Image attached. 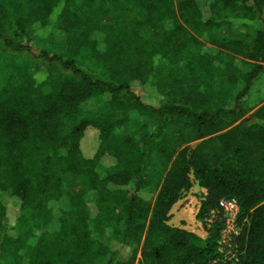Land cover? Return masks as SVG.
I'll return each instance as SVG.
<instances>
[{"label": "trees", "instance_id": "obj_1", "mask_svg": "<svg viewBox=\"0 0 264 264\" xmlns=\"http://www.w3.org/2000/svg\"><path fill=\"white\" fill-rule=\"evenodd\" d=\"M138 252L264 264V0H0V264Z\"/></svg>", "mask_w": 264, "mask_h": 264}, {"label": "rangeland", "instance_id": "obj_2", "mask_svg": "<svg viewBox=\"0 0 264 264\" xmlns=\"http://www.w3.org/2000/svg\"><path fill=\"white\" fill-rule=\"evenodd\" d=\"M87 144H90V142L85 144L83 143L82 145L86 154L88 152L86 149H89ZM202 192L203 191L198 188L196 184H194V186L187 193H185L183 197L171 208L168 224L172 227H178L190 231L201 238H205L207 235L205 228L203 224L196 219L200 194ZM234 218L235 215L233 214H229L227 216V226L225 230L226 233L237 231L234 227ZM139 258L140 254L138 252L136 255L135 264Z\"/></svg>", "mask_w": 264, "mask_h": 264}, {"label": "built area", "instance_id": "obj_3", "mask_svg": "<svg viewBox=\"0 0 264 264\" xmlns=\"http://www.w3.org/2000/svg\"><path fill=\"white\" fill-rule=\"evenodd\" d=\"M219 207L223 210L226 216H228L229 214L236 215L238 211L237 204L234 200H220Z\"/></svg>", "mask_w": 264, "mask_h": 264}]
</instances>
